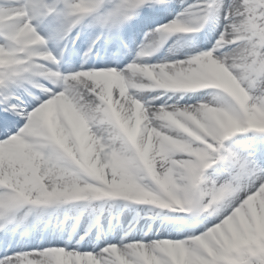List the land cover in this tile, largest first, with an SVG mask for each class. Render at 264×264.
Instances as JSON below:
<instances>
[{"label": "snow or ice", "instance_id": "snow-or-ice-1", "mask_svg": "<svg viewBox=\"0 0 264 264\" xmlns=\"http://www.w3.org/2000/svg\"><path fill=\"white\" fill-rule=\"evenodd\" d=\"M164 3L166 0H115L109 7L105 0H72L63 14L64 32L67 34L92 14L96 25L112 30L141 10L146 12L154 4ZM219 7L224 10L226 24L215 47L184 61L182 75L177 77L174 70L171 79H178V86L154 87L203 88L215 82L221 65H226L233 74L234 69L239 70L234 75L250 97L246 108L232 106L227 115L216 116L211 124L200 122L186 132H177L178 139L185 138L180 147L186 154L192 182L200 188L204 170L210 161L221 158L219 151L227 137L247 129L264 132L261 115L264 113V40L244 30L250 22L264 28V0H227V3L221 0ZM38 11L36 5L12 11L0 9V28L11 41L0 46V83L23 78V73L32 70L38 56L30 55L32 52H43L47 59H55L51 52L34 47L43 43V37L31 24V15ZM50 11L54 12L55 8ZM207 18L208 9H205L195 20L174 19L149 35L159 34V40L153 41L158 46L170 33L168 28L178 26L184 32H192L203 27ZM165 64H159L162 71H166ZM137 65H129L128 75L109 68L62 76L58 71L40 67L42 74L58 77V83L63 81V90H50V98L41 101L30 114L23 113L27 120L19 128L21 121L10 114L16 105L5 98L6 106L0 113V230L13 222L17 210L25 205L36 208L106 197L150 198V185L141 182L143 177L135 171L131 158L120 151L125 144L132 146L129 131L143 140L141 129L161 106L154 103L159 97L142 102L129 94V88H143L131 79ZM147 74L154 75L151 70ZM117 76L121 79H114ZM256 88L258 94L253 93ZM114 92L118 99H114ZM137 102L145 110L139 116ZM171 105L183 108L178 103ZM171 105L163 104L169 110ZM134 116L137 119L133 123ZM137 120L142 123L138 124ZM144 153L148 165L143 173L152 182L159 180L151 170L153 166L159 170L156 157H150L146 148ZM236 161L238 171L231 181L219 186L213 181L210 187L201 188L204 203L213 201L208 207L212 210L219 203V193L233 189L240 193L225 205L222 221L202 234L188 239L108 244L99 253L63 246L36 248L0 256V264H264V169L252 167L247 159L241 161L237 157ZM187 208L204 209L200 203ZM234 209H240L241 227L231 221L224 222Z\"/></svg>", "mask_w": 264, "mask_h": 264}, {"label": "bare ground", "instance_id": "bare-ground-1", "mask_svg": "<svg viewBox=\"0 0 264 264\" xmlns=\"http://www.w3.org/2000/svg\"><path fill=\"white\" fill-rule=\"evenodd\" d=\"M211 2L212 8L208 9V16L209 21L207 23V30L208 33L199 40V38L194 43L195 45L188 47L185 42L186 36L183 32H176L173 37L166 36L163 42L159 43L156 46L153 41L159 40V34L149 35L150 33H155V31H151V27L154 26V23L165 19L166 17L169 18V22L174 19H180L182 21L189 20L191 15H199L201 12L196 13L194 9L196 7H187V3H182L177 0H173L168 6L163 7L156 11L152 8L149 11H143L142 17L137 20V24L134 27H138L134 29L132 34L130 32L127 33V44L123 46L121 51H118L114 43L110 40L108 41V48L109 50L98 51V49H94L91 53V46L87 42V35L94 31L93 28L86 30V36L82 38V40L77 44L80 48V51L76 54L78 58L70 65H66V72L70 71V74L75 71H87V70H95L93 65L102 59L106 61H112L114 64L121 66L122 73L128 75L131 73V69L129 65L136 63L139 65H159L164 63H170L172 61H186V49L192 47H199L201 45H208L213 42L215 36L218 35L217 42L221 33L223 32L224 26L226 21L224 19V10L219 7L221 0H202L201 4H207ZM224 3H227V0H224ZM28 5H35V2H31ZM207 9L205 6H201V10L204 11ZM190 13V14H189ZM167 22V23H169ZM249 25V24H248ZM246 25L248 29H250V34H256L257 31H253L251 25ZM148 28L143 31L142 29ZM132 29V30H133ZM144 35V37H143ZM148 37L149 42L143 43L145 38ZM60 36H56L51 40L50 48L53 52H57L62 47ZM216 42V44H217ZM143 43L144 45H152L156 49V57L157 59L153 63H149L142 58H139L135 55V49L138 48L139 44ZM214 44V45H216ZM231 47V46H229ZM44 49V47H43ZM220 51H224L226 49H219ZM161 60V61H159ZM40 67L39 64L36 65ZM234 74L238 73V69H234ZM63 73V75H70ZM146 79V77H145ZM55 82V81H54ZM58 83V82H55ZM63 84V83H62ZM61 84V85H62ZM56 84L52 85V88L57 89ZM110 90V89H109ZM219 90L213 89H204V90H197L192 88H186L182 91H165L161 92L160 90H155L153 88H129V94L134 95L137 99H140L142 102L144 100L151 99L152 97H159L156 99L154 103L163 105L165 103L171 104H180L184 105L183 103L188 104H197L198 102H194L195 98H199V96H203L202 100L211 102L213 97L219 95ZM30 97V96H29ZM28 98V97H27ZM119 97L114 92V99H118ZM36 98H29L26 100V105L29 106L33 102H35ZM114 103V102H113ZM140 111L137 110V116H139ZM262 157V155L260 156ZM264 162V161H262ZM262 165V163H261ZM211 173V172H210ZM211 180L208 181V184H211ZM85 218V217H84ZM181 219V220H180ZM72 219L68 218L67 214L63 213H56L53 223L49 228L46 227H32L30 228L31 233H27L24 235L20 232H15L14 239L12 242L10 239H6L3 243L0 244V256L22 251L23 249L28 248H43V246L50 247V246H63L68 249H76L80 246L82 249L79 250L81 252H96L99 253V245L104 242L109 243L112 241L113 244H120L128 243L132 241H153L157 239H162L160 237L166 236L169 233V230H173L176 225L184 224L187 221L191 220L189 217H176L174 220H167L163 224H161L162 220H158L156 222H138L134 221L132 224H128L129 221L126 219L124 213L119 212L117 217V223L115 226L109 229L108 225L104 223L101 225L102 229L99 231L92 232L87 238L82 239L81 237V230H75L72 227ZM169 223H171L169 225ZM167 226V227H165ZM175 226V227H174ZM178 229V228H176ZM14 233V232H13ZM98 233L97 235H95Z\"/></svg>", "mask_w": 264, "mask_h": 264}, {"label": "clouds", "instance_id": "clouds-1", "mask_svg": "<svg viewBox=\"0 0 264 264\" xmlns=\"http://www.w3.org/2000/svg\"><path fill=\"white\" fill-rule=\"evenodd\" d=\"M131 17L129 20H131ZM127 22V21H125ZM122 25V24H121ZM119 25V26H121ZM171 32H184L182 27L173 26L167 29ZM30 55L45 56L43 52H32ZM166 71H162L160 65H137V68L131 74V79L137 87L154 88L175 87L180 81L171 79L175 70V75H182V69L185 67L184 61H172L165 64ZM39 70V69H38ZM151 70L154 75L149 76L147 73ZM146 77V79H145ZM159 77V79H157ZM114 79H121L117 76ZM222 94L213 97L211 102H199L197 104H185L183 108L171 105L170 109H165L163 105L160 109L154 111L147 119V126L143 132V140L134 136L131 131L128 132L132 140L131 148L127 144L120 149L126 157H130L135 171L142 175L144 167L148 165V159L145 158L144 149H148L149 156H154L159 164L157 171L155 166L152 167L154 176L160 177L159 180H153L150 185V198L133 199L131 197H122L126 200L137 201L150 205L158 206L162 209H172L177 207H189L193 203H200L204 209L210 207L213 203L209 200L206 204L203 201V191L199 186L193 184L191 175L188 172L185 154L180 147L185 138H177L178 131L186 132L194 126H199L200 122L211 124L218 115H227L232 106L246 108L250 103V97L244 86L239 82L233 72L225 65L221 66L215 82L210 85ZM124 87L121 84V91ZM137 110L142 114L145 110L137 102ZM264 117V113L261 114ZM264 122V120H262ZM137 123H142L137 120ZM138 157V158H137ZM240 193L236 190H228L219 193V202L225 205L231 198L238 196ZM89 199L88 201H90ZM247 214V210H245ZM251 216L248 220L251 221ZM231 221L237 227H241L243 219L240 215V209H234L233 212L225 217V221ZM223 223V222H222Z\"/></svg>", "mask_w": 264, "mask_h": 264}, {"label": "rangeland", "instance_id": "rangeland-1", "mask_svg": "<svg viewBox=\"0 0 264 264\" xmlns=\"http://www.w3.org/2000/svg\"><path fill=\"white\" fill-rule=\"evenodd\" d=\"M170 1V0H169ZM181 2H187L189 5L193 4V0H179ZM28 2V0H19L16 7L10 9L12 7L7 6V9L9 10H15L18 8H21L24 5V3ZM6 8V7H5ZM43 13H37L35 15H31V24L34 27V29L38 30V34H40L41 37L46 36L47 38L48 35L46 32H41V26L42 24L39 23V21L42 18ZM192 19V16H191ZM196 18L194 17L192 20H195ZM45 27L52 28V23L50 24H45L43 23ZM42 25V26H43ZM249 25L252 26L253 31H257L255 35L257 37H260L261 40H264V28H261L258 24L254 22H250ZM248 25V26H249ZM42 29H44L42 27ZM245 31L250 33V29L247 27L244 28ZM41 32V33H39ZM208 33V31L204 32L201 35L198 36H190L188 38H185L186 45L188 47L194 46L196 40L199 38V40L202 38V36H205ZM175 32H172L171 35H174ZM218 35L215 36L213 42L210 44L204 46L201 45L199 47H192L189 48L188 50L186 49V55L188 60L190 57L198 55L204 51H210L212 50L217 42ZM146 48V47H142ZM139 50V49H138ZM220 51V50H218ZM216 53L214 52V56ZM155 60L152 59L150 62H154ZM161 61V60H159ZM222 66V65H221ZM209 87V86H208ZM206 88V87H203ZM199 89V88H196ZM259 89H253L254 94H258ZM219 94H222L221 92H218ZM45 99H42L41 101H44L50 97L46 98V95L44 97ZM203 96H199V98H195L194 102H206L202 100ZM41 101L37 102L35 105H33L30 110H33ZM209 102V101H207ZM188 104V103H183ZM29 110V111H30ZM137 119V117L134 118V121ZM24 122H22L20 125H22ZM19 125V126H20ZM215 150V147H214ZM219 155L221 158L219 159H214L210 161V165L207 169L204 170V179L202 180L201 183V188H207L210 187L215 181L217 183V186L220 184H223L225 182L231 181L232 177L236 174L238 171V165L236 158L238 157L241 161L247 159L251 162V166L256 168V169H264V132H262L259 129H247L244 132H237L234 133L232 136L227 137L225 141L223 142V146L219 151ZM262 155V157H260ZM186 158V154L185 157ZM262 163V165H261ZM211 172V173H210ZM211 180V184H208V181ZM34 212H37V217L38 219L36 222H40L41 220L43 221L45 219V212L44 211H39L36 210ZM226 215L225 213V204L223 202H219L218 205L216 206L215 210H212L210 208L198 210L194 214L191 215V220L187 221L184 224H178L173 230H169V233H167L166 236H162L160 238H170V239H188L192 236L202 234L205 232L208 228L214 226L216 223L221 222L224 216ZM178 228V229H176ZM108 244H113L112 241H109V243L104 242L101 245H99V250H102L105 246ZM45 248V246H43ZM32 249L36 248H28L25 249L24 251H30Z\"/></svg>", "mask_w": 264, "mask_h": 264}]
</instances>
